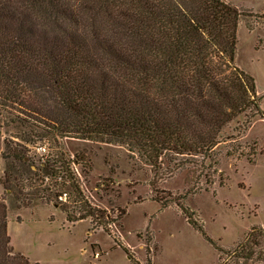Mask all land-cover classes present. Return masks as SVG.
Segmentation results:
<instances>
[{
	"label": "trees",
	"instance_id": "16d2710c",
	"mask_svg": "<svg viewBox=\"0 0 264 264\" xmlns=\"http://www.w3.org/2000/svg\"><path fill=\"white\" fill-rule=\"evenodd\" d=\"M244 16L225 0H0V264H32L11 245L10 197L118 225L85 195L84 156L66 139L126 146L154 187L186 169L207 175L220 145L264 119L254 77L236 64ZM224 253L221 264L264 263V225Z\"/></svg>",
	"mask_w": 264,
	"mask_h": 264
},
{
	"label": "rangeland",
	"instance_id": "374dc122",
	"mask_svg": "<svg viewBox=\"0 0 264 264\" xmlns=\"http://www.w3.org/2000/svg\"><path fill=\"white\" fill-rule=\"evenodd\" d=\"M225 1L245 12L238 29L236 64L254 77L264 109V0ZM64 142L72 158L84 156L75 167L85 195L110 211V219L118 216V225L109 226L108 232L91 217L71 223L53 203L35 201L19 208L17 199L10 197L11 245L32 264H134L125 248L140 264L149 260L151 264H221L224 252L234 249L252 227L264 225L261 117L236 142L217 148L216 164L207 175L186 169L154 187L149 167L132 157L126 146L78 139ZM3 150L0 138V177ZM3 192L0 182V197ZM159 198L168 199L169 205L162 206ZM180 205L195 212L194 220L206 235L188 221Z\"/></svg>",
	"mask_w": 264,
	"mask_h": 264
},
{
	"label": "built area",
	"instance_id": "2783aa9c",
	"mask_svg": "<svg viewBox=\"0 0 264 264\" xmlns=\"http://www.w3.org/2000/svg\"><path fill=\"white\" fill-rule=\"evenodd\" d=\"M36 150L39 152V153H44V152H46V146L45 147H43V146H38L37 148H36ZM43 151V152H42Z\"/></svg>",
	"mask_w": 264,
	"mask_h": 264
}]
</instances>
